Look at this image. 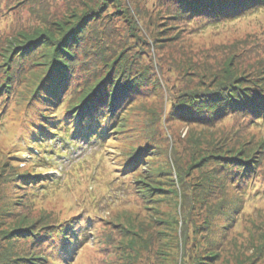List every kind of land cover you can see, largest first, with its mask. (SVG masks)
Returning <instances> with one entry per match:
<instances>
[{
  "label": "rangeland",
  "instance_id": "rangeland-1",
  "mask_svg": "<svg viewBox=\"0 0 264 264\" xmlns=\"http://www.w3.org/2000/svg\"><path fill=\"white\" fill-rule=\"evenodd\" d=\"M19 1L0 0V264L8 257L14 259L12 264H30L14 258L30 245L7 241L5 235L23 224L25 217L34 221L44 214L56 223L75 219L73 228L82 230L79 237L87 234L81 244L73 246L69 264H264V167L258 169L248 194L240 195L231 183L222 181L223 174L217 179L220 167L212 171L206 167L211 160L202 161L228 141L237 145L240 134L247 141H264V124L242 128V119L231 116L208 128L168 117L172 97L188 85L199 84L192 77L196 74L209 80L211 72L225 69L232 60L239 73H264V7L234 20L205 25L171 17L170 6L162 7L159 0H125L131 8L127 12L120 5L116 9L110 0L108 13L114 14L98 19V33L90 34L91 45L96 48V35L100 45L110 46L104 52L119 55L129 48L125 55L130 60L133 53L140 54L145 63L155 66L158 83L140 86L118 101L123 131L108 135L103 144L78 140L77 147L67 145L61 166L49 170L32 166L39 154L27 143L39 128L27 125L33 122L35 126L39 118L45 121L41 115L53 108L35 104L32 98L44 92L43 97H49L62 75V65L34 93L41 69L32 58H18L27 42L24 38L22 43L20 34L39 36L45 21L62 18L69 3ZM41 2L44 7L37 6ZM69 2L78 7L81 0ZM250 45L255 51L244 57ZM182 67L188 74L181 72ZM198 67L202 68L195 71ZM86 73L77 69L75 76L81 81ZM76 78L72 85H77ZM70 87L61 91L65 106L73 100ZM113 137L119 142H110ZM135 149L134 164L126 167L130 175H125L129 153ZM29 170L42 171L58 184L35 191L23 189L17 179L6 180L12 178L8 175ZM152 188L158 190L150 195ZM30 198L35 199L32 206ZM222 199L229 203L223 209L225 215L216 212Z\"/></svg>",
  "mask_w": 264,
  "mask_h": 264
},
{
  "label": "trees",
  "instance_id": "trees-1",
  "mask_svg": "<svg viewBox=\"0 0 264 264\" xmlns=\"http://www.w3.org/2000/svg\"><path fill=\"white\" fill-rule=\"evenodd\" d=\"M13 1L17 2L18 0ZM66 1L69 6L63 17L57 16L50 21L47 19L46 26L43 27L44 31L39 36L20 34L23 38L22 43L25 41L24 38L27 42L25 43L26 47L22 46L24 48L18 58L26 60L32 58L33 64L35 63L41 69L36 84L32 87L35 90L34 93L39 91L40 84L47 81L49 74L53 70L55 71L59 64L62 65V75L54 86L56 89L50 90L49 97L44 98L43 94H47L44 92L39 98H32L35 100V104L39 105L40 103L41 106L53 108L47 114L41 115L45 121L39 118L35 126L33 122H28L27 125L28 129L29 127L33 130L35 127L39 128L37 133L32 132L31 142L27 143L30 150L39 154V160L33 161L32 166L49 170H55L61 166L62 160L67 157L66 153L69 147L80 145L78 140L97 141L103 144L106 143L105 139L108 135L123 131L124 117L118 116V111L121 109L118 101L123 96L126 98L128 94L138 91L140 86L146 88L145 84L158 83L155 80V66L145 63L140 54L133 53L132 60H130L125 55L129 48H123L119 55L104 52L102 50L109 51L110 46L100 45V39L96 35V48L91 45L93 38L90 34L98 33L95 28L98 19L111 18L114 14L108 13V7L114 5L118 9L120 5L124 12L131 9L125 0L123 5L121 0H114L111 5H109L110 0L85 2L81 0L78 7L71 6L74 1L71 3L69 0ZM158 3L162 7L169 5L168 13L173 12L174 15L171 17H175L177 20L182 22L197 20V23L203 22L205 25H217L226 20H234L264 7V0H159ZM81 5L83 7L80 9ZM37 6L44 7V4L41 2ZM52 26H56V28L51 30ZM40 32V30L37 31V33ZM159 33L157 32V35ZM254 47L251 46L246 50L244 57H247L249 53L251 55L255 51ZM240 49L243 50V48H231V50ZM122 54L124 55L121 58ZM157 65L162 66L160 63ZM171 67L174 68V66ZM237 67L238 65H235L232 60L225 69L220 67L211 72L209 80L205 76L200 78L199 74L192 76L197 78L194 79V83L199 84L188 85L172 97L173 102L168 117L172 120H181L189 125L195 124L210 128L217 126L219 122L228 117L237 116L242 119V123H245L241 125L242 128H249V124L262 126L264 124V73L260 70L262 74L252 76L249 73H239ZM200 68L202 67H198L195 71ZM77 69L87 71L81 81L75 76ZM102 70H104L103 73H101ZM181 72L188 74L187 69H183V67ZM49 77H53V74ZM75 78L78 83L72 85ZM12 84L13 82L7 88ZM155 85L153 84V86ZM68 87L71 88L70 93L73 94V100L65 106L61 102L63 97L61 91ZM108 93H112L110 98L106 97ZM116 123L118 125L111 131L110 126ZM240 136L241 134L237 136V145L228 141L222 145L217 154L212 153V155L205 156L202 161L206 160L207 163L210 159L211 161L206 164V167L211 168L212 171H217V167L222 169L217 179H220L223 174L222 181L224 183H231L238 194L246 195L248 189L253 188L254 181L259 176L260 170L258 169L264 167V141H247L245 135L243 138ZM117 141L119 142L114 137L110 139V142ZM35 146L37 147L35 148ZM136 154V149L129 153L130 161L127 162L123 170L125 175H130L126 167L129 164H134L133 157ZM40 161L45 165L39 164ZM140 165L142 171L144 166ZM20 173L13 174L17 178L8 175L12 178H6V180L11 182L17 179L23 183V189L35 191L38 189L47 191L53 185L58 184V180L42 171L30 172L29 170ZM157 190V188H152L148 191L151 195ZM28 200L32 206L35 199ZM219 203L222 206L216 212L225 215L223 209H226L229 203L226 199H222ZM235 209L238 212V206ZM73 223H76L75 219L56 223L53 222L50 215L46 214L34 221L25 217L23 224L17 229H13L11 234L5 235V240L14 241V243L22 240L24 244L30 245L29 248L25 246L26 249L22 251L21 256L14 257L19 261H28L30 264H54V260L60 264H69L68 262L74 255L73 246L77 247L87 236L84 234L85 237L83 235L80 238L79 233L82 230L73 228V226H77ZM182 227L180 229L183 234ZM210 243L213 245L212 239ZM12 259L6 258L3 264L15 263ZM198 264L204 263L198 261Z\"/></svg>",
  "mask_w": 264,
  "mask_h": 264
}]
</instances>
